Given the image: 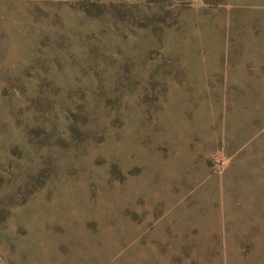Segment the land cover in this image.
Listing matches in <instances>:
<instances>
[{
  "label": "rangeland",
  "instance_id": "obj_1",
  "mask_svg": "<svg viewBox=\"0 0 264 264\" xmlns=\"http://www.w3.org/2000/svg\"><path fill=\"white\" fill-rule=\"evenodd\" d=\"M3 264H264V0H0Z\"/></svg>",
  "mask_w": 264,
  "mask_h": 264
},
{
  "label": "crops",
  "instance_id": "obj_2",
  "mask_svg": "<svg viewBox=\"0 0 264 264\" xmlns=\"http://www.w3.org/2000/svg\"><path fill=\"white\" fill-rule=\"evenodd\" d=\"M0 264H3V262L1 261V259H0Z\"/></svg>",
  "mask_w": 264,
  "mask_h": 264
}]
</instances>
